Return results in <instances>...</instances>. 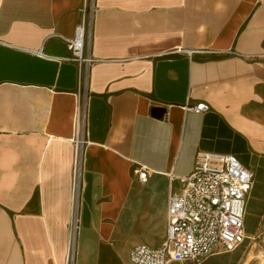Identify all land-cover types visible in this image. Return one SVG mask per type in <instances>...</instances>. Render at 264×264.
I'll list each match as a JSON object with an SVG mask.
<instances>
[{
    "label": "crops",
    "instance_id": "obj_1",
    "mask_svg": "<svg viewBox=\"0 0 264 264\" xmlns=\"http://www.w3.org/2000/svg\"><path fill=\"white\" fill-rule=\"evenodd\" d=\"M88 6L84 90L64 40ZM82 112L72 264H133L135 245L159 247L174 177L198 150L253 174L246 238L200 264H260L264 0H0V264H68Z\"/></svg>",
    "mask_w": 264,
    "mask_h": 264
},
{
    "label": "built area",
    "instance_id": "obj_2",
    "mask_svg": "<svg viewBox=\"0 0 264 264\" xmlns=\"http://www.w3.org/2000/svg\"><path fill=\"white\" fill-rule=\"evenodd\" d=\"M93 10L86 7L74 37L65 39L70 56L67 60L78 65L80 83L86 90L90 66L96 61L88 41L91 35ZM193 53L191 50H180ZM195 112L209 109L204 102L190 107ZM83 112L77 122L76 160L73 183V219L67 262L72 264L76 250L78 221L76 217L79 192V152L83 143ZM146 179V170H136ZM182 184L179 192H171L167 205V231L159 247L135 245L130 252L133 264H170L173 261L200 264L209 256L229 252L246 238L244 216L246 203L253 186V174L230 153L198 150L193 169L187 175L174 177Z\"/></svg>",
    "mask_w": 264,
    "mask_h": 264
},
{
    "label": "rangeland",
    "instance_id": "obj_3",
    "mask_svg": "<svg viewBox=\"0 0 264 264\" xmlns=\"http://www.w3.org/2000/svg\"><path fill=\"white\" fill-rule=\"evenodd\" d=\"M262 237L257 240L258 243V256L257 258L260 260V264H264V233H262Z\"/></svg>",
    "mask_w": 264,
    "mask_h": 264
}]
</instances>
